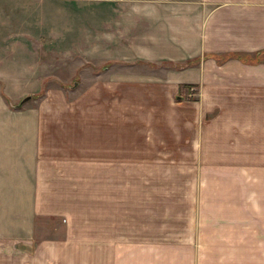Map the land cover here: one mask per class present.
Segmentation results:
<instances>
[{
  "label": "crops",
  "instance_id": "crops-1",
  "mask_svg": "<svg viewBox=\"0 0 264 264\" xmlns=\"http://www.w3.org/2000/svg\"><path fill=\"white\" fill-rule=\"evenodd\" d=\"M101 1L53 30L46 0L0 6V264H264V0ZM61 32L73 59L119 65L80 67L98 82L61 114L47 94L11 107ZM37 218L63 236L29 250Z\"/></svg>",
  "mask_w": 264,
  "mask_h": 264
},
{
  "label": "rangeland",
  "instance_id": "rangeland-1",
  "mask_svg": "<svg viewBox=\"0 0 264 264\" xmlns=\"http://www.w3.org/2000/svg\"><path fill=\"white\" fill-rule=\"evenodd\" d=\"M30 4L41 2L43 3V0H26ZM47 2L45 5V21L51 23V30H53L54 21H93L98 20L97 16H103L107 15L108 12V5L107 1H97V0H56L52 2L53 0H46ZM49 1V2H48ZM52 4L51 6L48 4ZM117 2H111V6L117 5ZM7 6L5 0H0V6ZM42 9L40 10H31L30 14V21L36 20L35 17H40V20H43L44 17L41 16ZM54 9V10H53ZM9 9H0V12L6 13L5 15H1L0 13V21H7L8 16L11 15L8 14ZM37 12H40L37 13ZM108 12V13H107ZM55 26V25H54ZM62 35L65 36L66 40L63 42L61 49V60L58 61L57 54H56V62L53 65V75H49L44 79L43 87L36 92L32 93L29 97L31 99V103H26L24 106L26 108H33L37 106V103L39 102L41 96L46 97L47 95L50 96L49 102L51 104L50 110H46L49 113L53 114H61L60 109L68 110V106H64V104L69 103H75L80 98L85 96L87 92L92 90V87H94L95 84H97L98 80L92 79L89 76V73H83L81 71L80 67L86 68L90 67L92 68V73H100L104 71L105 69L110 68L113 65H119V62L114 63L112 60L104 61L102 63H93V62H87L83 59H73L71 57V54L69 55V46H68V37L69 33L67 35L64 32H61ZM53 36V34H52ZM54 38V37H53ZM52 40L48 39L47 42H44V51L46 52L47 60L50 58V55H52L58 48L56 45L49 44ZM80 45V42H79ZM33 48H37V46L32 45ZM32 48V47H31ZM76 48V46H75ZM58 49V50H59ZM59 52V51H58ZM55 52V53H58ZM249 57V56H248ZM257 58V56H255ZM81 60V61H80ZM250 60V59H249ZM138 62V61H137ZM53 64V63H52ZM137 65H144L150 67L151 63H145L139 61ZM172 65V64H171ZM182 64L174 65L175 67H180ZM47 66L50 67V63H47ZM173 66V65H172ZM87 70L88 72L90 70ZM84 71V72H85ZM114 74H110L105 76L102 81L106 82L108 77V82H114L112 77ZM86 82L85 84L80 83L79 90L75 94H70V89H76L74 86L78 82ZM88 83V84H87ZM108 89V88H106ZM61 91V94H60ZM47 94V95H46ZM5 100L9 99L3 95ZM40 97V98H39ZM42 97V98H43ZM23 98V97H22ZM21 98V99H22ZM16 103H10L11 107L17 108L21 106L22 103H20V100ZM66 103H65V101ZM55 106V107H54ZM54 108V110H53ZM63 225L64 220L60 218H37L35 219V238L31 242L30 246L28 247L29 250L32 249V246L34 245L35 241L41 239H50V238H61L63 236Z\"/></svg>",
  "mask_w": 264,
  "mask_h": 264
},
{
  "label": "water",
  "instance_id": "water-1",
  "mask_svg": "<svg viewBox=\"0 0 264 264\" xmlns=\"http://www.w3.org/2000/svg\"><path fill=\"white\" fill-rule=\"evenodd\" d=\"M28 99H29V96H25V97H23V98L20 100V103L25 102V101L28 100Z\"/></svg>",
  "mask_w": 264,
  "mask_h": 264
}]
</instances>
